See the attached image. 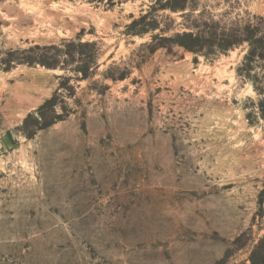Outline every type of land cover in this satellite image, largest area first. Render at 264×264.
Returning <instances> with one entry per match:
<instances>
[{
  "label": "rangeland",
  "instance_id": "1",
  "mask_svg": "<svg viewBox=\"0 0 264 264\" xmlns=\"http://www.w3.org/2000/svg\"><path fill=\"white\" fill-rule=\"evenodd\" d=\"M169 1L0 0V264L264 257V0Z\"/></svg>",
  "mask_w": 264,
  "mask_h": 264
},
{
  "label": "trees",
  "instance_id": "2",
  "mask_svg": "<svg viewBox=\"0 0 264 264\" xmlns=\"http://www.w3.org/2000/svg\"><path fill=\"white\" fill-rule=\"evenodd\" d=\"M188 0H170L169 1V5L171 7V9L175 10V9H180L183 8L184 6H186ZM145 18V17H143ZM142 18V19H143ZM135 25V24H134ZM133 27V26H132ZM168 42H171L173 44H176L180 47L185 48L188 51H191L193 53H203V51L206 49V47L208 46H213V45H206V40L201 39L199 36H194L193 34H188L185 33L184 35H178L176 38H168L166 39ZM254 40V41H253ZM249 41H253V45L254 48H252L250 50V52L248 53V55L246 56L245 61L248 63H251L254 58L258 55L259 50H262L264 52V47H261L259 44L262 42V39H253L251 37V39H249ZM224 44L221 45L220 43V48H228L231 46V44H234V42H226L223 41ZM237 42V41H236ZM260 46V48H259ZM212 50V49H209ZM33 50H29L27 51V55H23L22 57H17V55H20L21 53L19 52H10L8 54L9 58H8V63L12 64V63H18V64H27V65H33L35 63H40L43 66H46L48 68H55L57 66L56 61H49L48 59H39V61L31 56L28 53H32ZM263 58H264V53H263ZM54 100L49 101V103H52ZM263 107V106H262ZM252 264H264V257L259 256L257 253H254V255L252 256Z\"/></svg>",
  "mask_w": 264,
  "mask_h": 264
}]
</instances>
